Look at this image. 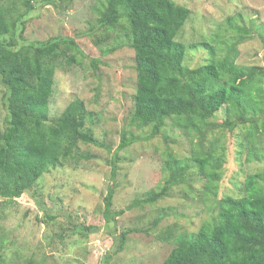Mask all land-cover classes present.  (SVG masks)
I'll return each instance as SVG.
<instances>
[{
    "label": "rangeland",
    "instance_id": "rangeland-1",
    "mask_svg": "<svg viewBox=\"0 0 264 264\" xmlns=\"http://www.w3.org/2000/svg\"><path fill=\"white\" fill-rule=\"evenodd\" d=\"M97 1L29 2L33 9L22 32L24 42L65 35L74 38L81 50L75 53L78 62L70 65L60 62L55 69L49 118L58 116L74 99L83 101L92 113L85 126L104 147L80 144L92 158L51 168L36 180L30 191L10 204L0 198V207L5 205L0 208V232L4 236L0 253L5 264H102L104 259L109 264H160L174 243L157 238L158 234L165 233L166 227H171L175 235L195 231L216 214L220 197L240 196L245 177L264 171V130L259 121L254 124L256 127L248 123L246 127L236 126L231 132L225 130L220 136L224 157L216 197L203 194L205 179L196 174L190 161L202 147L198 138L171 121L161 133L150 138H144L151 131L149 126L137 128L130 124L129 112L136 88L134 50L125 41V30L121 27L94 29ZM173 1L190 10L178 33V41L190 45L204 38L217 40L215 34L219 33L223 39L219 57L237 41L235 61L262 67L264 71V0ZM18 7L23 10L19 1ZM229 16L233 18L231 26L226 23ZM208 58L204 47L196 44L186 48L184 64L193 68L206 63ZM3 96L4 87L0 84V132L6 114ZM224 116L219 110L212 120L219 123ZM123 129L139 139L117 150ZM248 130L252 136L248 141L253 143L260 159H247L250 145L245 134ZM214 135L208 134L204 144L208 145V139ZM167 150L192 165L185 182L192 191L180 185L153 204L127 209L133 199L162 185L167 174L162 168ZM115 152L119 157L118 169L111 181L109 159ZM110 185L114 189L111 209H124V212L107 224L102 217L103 199ZM160 207L166 209L167 215L158 225L143 231L150 228ZM127 229L131 232L116 252L118 235Z\"/></svg>",
    "mask_w": 264,
    "mask_h": 264
},
{
    "label": "trees",
    "instance_id": "trees-1",
    "mask_svg": "<svg viewBox=\"0 0 264 264\" xmlns=\"http://www.w3.org/2000/svg\"><path fill=\"white\" fill-rule=\"evenodd\" d=\"M31 1L52 4L55 0ZM29 2L0 0V84L4 87L2 105L6 112L0 132V198L8 204L30 191L36 180L51 168L92 158L80 144L104 147L85 126L92 113L83 101L74 99L58 116L49 118L55 69L60 62L67 65L76 62L75 53L81 50L74 38L65 35L24 42L22 32L33 9ZM95 11L98 18L94 29L121 27L125 30V41L134 50L136 88L130 124L137 128L149 126L151 131L144 138H150L161 133L171 121L198 138L202 147L190 161L196 174L205 179L203 194L216 197L224 157L220 136L236 126L246 127L249 123L250 127H256L257 121L264 130L262 67L235 61L237 41L219 57L223 49L219 33L215 34L217 40L204 38L196 43L208 52L207 62L193 68L186 66V48L196 44L186 45L177 36L190 10L173 0H98ZM232 20L229 16L226 23L231 26ZM219 110L225 116L215 123L212 119ZM208 134L216 135L210 136L206 145ZM138 139L123 129L117 150ZM248 139H252L249 130L245 134L250 145L247 159H260ZM118 161L115 152L109 159L111 181L115 179ZM191 167L185 159L167 150L162 165L167 174L162 185L133 199L126 208L153 204L180 185H186L184 189L191 192L192 187L185 183ZM240 190V196L220 197L216 214L195 231L175 235L171 227H166L165 233L158 234L157 238L174 243L160 264H264V171L248 174ZM113 193L110 185L103 199L102 217L107 224L124 212L111 209ZM158 209L150 228L143 231H149L167 215L165 208ZM129 232L131 229L119 233L116 252ZM3 241L0 232V251ZM0 264H5L1 253ZM102 264L109 262L104 259Z\"/></svg>",
    "mask_w": 264,
    "mask_h": 264
}]
</instances>
